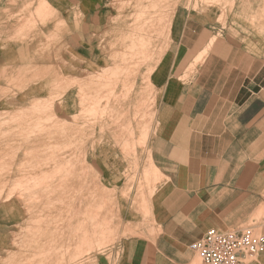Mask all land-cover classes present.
Segmentation results:
<instances>
[{"label": "crops", "instance_id": "obj_1", "mask_svg": "<svg viewBox=\"0 0 264 264\" xmlns=\"http://www.w3.org/2000/svg\"><path fill=\"white\" fill-rule=\"evenodd\" d=\"M131 50L140 55L124 60ZM0 64V116L50 102L58 143L55 178L36 194L27 181L52 171H22L31 140L0 126V163L13 165L0 172V264L45 261L50 238L55 264L86 246L81 264H194L190 244L210 228L264 235V0H0ZM78 156L88 180L114 191L127 232L103 249L93 247L96 204L82 172L57 171ZM34 234L35 256L21 247ZM245 264H264V249Z\"/></svg>", "mask_w": 264, "mask_h": 264}, {"label": "rangeland", "instance_id": "obj_2", "mask_svg": "<svg viewBox=\"0 0 264 264\" xmlns=\"http://www.w3.org/2000/svg\"><path fill=\"white\" fill-rule=\"evenodd\" d=\"M125 72H128V71L125 70ZM4 93L7 94V91H5ZM51 108H52V104H50V105L45 104L41 108L34 109L32 112H30L28 114L16 116L19 118H16L15 116H12V115L0 116V126H12L13 125L15 127V129L17 127L18 129L23 130V132L21 133V136L23 135L24 139H29V138L33 139V140L30 139L31 140L30 143L32 146L30 147V150L26 154L28 159H29L28 161L30 163L28 161H26L25 164L21 165L22 166L21 170L24 172L33 173V172H37V171L44 170L47 168L49 170H52L51 174L54 173L53 167H55V161H56V157H55L56 149H55L54 142H53V138H54V134H55V127H54L55 117H54V115L51 114L52 113V111H50ZM90 114L91 113L89 111H85L83 118L86 120L88 118H91L90 121L96 120V116H93ZM84 126L85 127L87 126L86 123L84 124ZM45 127H46V129L43 130V128H45ZM39 128H40V133H39ZM32 129L35 130L36 133H35V131L33 132ZM68 132H70V129H68ZM50 134H52V135H50ZM63 134L65 137V135L67 134L66 129H64ZM36 135L37 136L41 135V137L45 140H43L41 143L39 141H35L34 138L36 137ZM26 136H28V138H26ZM47 137H49V139ZM50 139H52V140H50ZM50 143H52V144L50 145ZM80 143H82V141H80ZM139 144H142V142H139ZM127 145H130V144L125 143L123 146L126 148ZM16 148L17 147H15V149ZM132 148H135L134 145L132 146ZM20 149L17 148L16 151H19ZM31 149H33L32 150L33 152H31ZM69 150H71L70 147H69ZM44 152L46 155H43ZM57 152L60 155V157H58V159H61V158L72 159V156L69 155V153L67 155L66 148L63 149L64 153H63L62 157L60 154L61 153L60 148H59V150H57ZM33 154H35V155H33ZM44 157L48 161L43 160ZM53 157L55 158V161H54ZM82 157L81 158L79 157V159H78L79 163L78 164L75 163L74 166L77 165L79 167V171L82 172L80 174V176L82 175L83 177H80L78 180L80 183V187H85V188L90 187L91 188L90 195L87 196V199L89 200L90 203L96 204L95 218H99V219L95 220V227H94L95 244L93 245V247L96 250H98V249H103V247L109 246V244L113 242L114 237H118L120 234H123V235L127 234V232L125 231V228L122 229L121 222L117 216V206H116L117 201H116V195L114 194V191L111 189L108 190L107 188H104L101 185V183H99V181L97 179L94 181L88 180L87 175H89L90 172L93 170L91 167H88V165L85 163V159H84V162L81 161ZM75 160H76V157H75ZM27 163H28V165H27ZM45 164H47V165H45ZM1 165H4V166H1ZM1 165H0V172H2V170L6 171V170L10 169V166L11 167L13 166V165H6V164H1ZM69 166H72V164H68L66 166L67 168L64 167L63 169H61V167L59 166L58 174L61 173V170L63 173L67 172V171L69 172V170L72 169V167H69ZM51 174L48 177L49 180L47 179L48 182L44 181V180L40 181V180L31 179L30 181H27V185L33 186L31 188H35V186L37 187L38 184H39L38 187H41L44 185L49 186L50 183H52L53 179L55 178V173L53 175H51ZM50 179H52V180L50 181ZM34 182H35V184H34ZM42 183H44V184H42ZM40 184H42V185H40ZM5 186H6L5 184L0 183V187H5ZM16 187L23 188L25 186H16ZM10 196L11 195H9L8 197H10ZM5 199H7V197H5ZM99 203H100V206H99ZM99 208H102V209H104V208L109 209L110 208V217H108V218L99 217V214H100ZM97 211H99V212H97ZM34 213H35V215H38V216L40 214L37 212H32L33 215H34ZM87 213L89 215L92 214L91 211H90V213L85 211L84 212V214H86V215H84L85 217L88 216ZM97 213H98V215H97ZM104 218H106V219H104ZM37 219H39V218H37ZM38 223H39V221H38ZM58 226L60 227V224ZM248 228H251V227H248ZM252 229L256 232H260L259 229H254V228H252ZM128 234H129V231H128ZM36 236H37V234H34L32 237L30 236V238L28 240L26 239L24 241V243L21 244V247H23L27 252H30L33 256L37 255V253H38V249H36V250L30 249L32 246H34V244L36 243V241L38 239V237H36ZM56 244H57V242L54 238L48 239L47 240V248L50 250V252H48V254L46 256L47 259L45 261H41V262L36 261L33 264H55V247H56ZM80 247H82V245ZM89 247H90V245H89ZM88 251H89V249L87 246L83 250L80 248V251H78L77 254H71L70 251H68V250L64 251L63 250V253H59V255H58V257L60 258L59 264H61V262L63 264H66V262H68V264H81L82 260H83L82 256L84 254H86ZM72 255H74V256H72ZM70 256H72L71 259H70ZM66 258H69V259L67 260ZM5 264H6V262H5ZM194 264H201V261L199 260L197 255H195V257H194Z\"/></svg>", "mask_w": 264, "mask_h": 264}, {"label": "built area", "instance_id": "obj_3", "mask_svg": "<svg viewBox=\"0 0 264 264\" xmlns=\"http://www.w3.org/2000/svg\"><path fill=\"white\" fill-rule=\"evenodd\" d=\"M201 264H245L264 249V235L245 228L238 231H220L210 228L205 235L190 244Z\"/></svg>", "mask_w": 264, "mask_h": 264}, {"label": "bare ground", "instance_id": "obj_4", "mask_svg": "<svg viewBox=\"0 0 264 264\" xmlns=\"http://www.w3.org/2000/svg\"><path fill=\"white\" fill-rule=\"evenodd\" d=\"M2 1H3V0H2ZM21 2H22V1H21ZM24 2H25V1H24ZM27 3H28V2H27ZM151 4H152V3H151ZM49 7H50V6H49ZM151 7H152V6H151ZM43 8H44V7H43ZM40 10H41V9H40ZM43 10H44V9H43ZM145 11H146V10H145ZM37 12H38V10H37ZM143 14H145V13H143ZM139 15H140V14H139ZM40 17H41V16H40ZM44 17H45V16H44ZM50 17H51V16H50ZM90 17H91V16H90ZM53 18H54V17H53ZM53 18H52V19H53ZM50 19H51V18H50ZM142 19H143V18H142ZM149 19H150V18H149ZM45 20H46V19H45ZM40 21H41V20H40ZM55 21H56V19H55ZM57 21H58V20H57ZM147 22H148V21H147ZM48 23H49V22H48ZM169 23H170V22H169ZM171 24H172V23H171ZM144 25H145V24H144ZM139 26H140V25H139ZM143 28H144V27H143ZM42 31H43V30H42ZM139 31H140V30H139ZM8 33H10V32H8ZM17 33H18V32H17ZM133 35H135V37H134ZM133 35H131V36H132L131 39H132V43L134 44V43L136 42V40L138 39V36H139V35H136V34H133ZM144 36H145V35H144ZM148 36H149V35H148ZM8 37H9V36H8ZM144 38H145V37H144ZM60 41H61V40H60ZM23 42H24V41H23ZM25 42H26V40H25ZM34 43H35V42H34ZM140 43H141V42H140ZM144 43H146V42L144 41ZM18 44H19V43H18ZM23 44H24V43H23ZM27 44H28V43H27ZM141 44H142V43H141ZM150 44H151V43H150ZM21 46H22V45H21ZM21 46H20V49H21ZM23 46H24V45H23ZM140 46H142V45H139V47H140ZM26 47L28 48V46H26ZM18 48H19V47H18ZM24 49H26V48L24 47ZM24 49H23V50H24ZM17 50H18V49H17ZM27 50H28V49H27ZM65 50H66V49H65ZM61 51H62V49H61ZM66 51H67V50H66ZM19 52H21V51H19ZM62 53H63V52H62ZM129 53H131L130 55L128 54L129 56L123 54L122 58H123L124 60H132V59H135L138 55H140V52H136L135 50H131V52H129ZM149 53H150V52H149ZM24 54H25V53H24ZM29 54H30V53H29ZM56 54H57V53H56ZM121 54H122V53H121ZM152 54H153V52L151 53V55H152ZM19 55L22 56V54H19ZM46 55H47V54H46ZM149 55H150V54H148V56H149ZM21 56H20V57H21ZM25 56H26V55H25ZM30 56H32V54H31ZM42 56H43V55H42ZM104 56H105V55H104ZM22 57H23V56H22ZM34 57H35V55H34ZM38 57H40V56H38ZM45 57H46V56H45ZM26 58H27V56H26ZM26 58L24 57V59H26ZM40 58H41V57H40ZM49 58H50V57H49ZM49 58H48V60H50ZM102 58H103V57H102ZM147 58H148V57H147ZM27 59H29V58H27ZM31 59H32V58H31ZM34 59H35V58H34ZM46 59H47V58H46ZM51 59H52V58H51ZM37 60H38V59H37ZM65 60H66V59H65ZM26 61H27V60H24V62H26ZM50 61H51V60H50ZM101 61H102V60H101ZM137 61H138V60H137ZM146 61H147V60H146ZM13 62H14V61H13ZM20 62H23V60H22V61L20 60ZM28 62H29V61H28ZM32 62H33V61H32ZM32 62H31V63H32ZM35 62H37V61H35ZM40 62H41V61H40ZM47 62H48V61H47ZM82 62H83V61H82ZM33 63H34V62H33ZM72 63H73V62H72ZM4 64H5V63H3V65H4ZM6 64H7V62H6ZM9 64H10V63H9ZM20 64H21V63H20ZM22 64H23V63H22ZM24 64H26V63H24ZM28 64H29V63H28ZM47 64H48V63H47ZM81 64H82V63H81ZM12 65H13V64H12ZM117 65H118V64H117ZM136 65H137V64H136ZM142 65H143V64H142ZM0 66H1V64H0ZM20 66H21V65H20ZM20 66H18V67L20 68ZM51 66H52V65H51ZM54 66H55V65H54ZM134 66H135V65H134ZM11 67H12V66H11ZM13 67H14V66H13ZM21 67H22V66H21ZM47 67H48V66H47ZM118 67H119V66H118ZM1 68H2V67H1ZM54 68H55V67H54ZM110 68H112V67H110ZM120 68H121V67H120ZM154 68H155V67H154ZM6 69H7V68H6ZM79 69H80V68H79ZM87 69H88V68H87ZM17 70H18V69H17ZM46 70H47V69H46ZM46 70H44V71H46ZM99 70H100V69H99ZM112 70H113V69H112ZM116 70H117V69H116ZM125 70H127L128 72H125ZM47 71H48V70H47ZM49 71H50V68H49ZM96 71H97V70H96ZM134 71H135L134 68H133V69H130V68L121 69V72H123L124 74L129 75V76H130V74H133V75H134V73H132V72H134ZM63 72H64V71H63ZM74 72H75V71H74ZM82 72H83V71H82ZM69 73H70V72H69ZM77 73H78V72H77ZM100 73H101V72H100ZM115 73H116V72H115ZM75 74H76V73H75ZM80 74H81V73H80ZM101 74H102V76H103V73H101ZM68 75H69V74H68ZM98 76H99V75H98ZM65 78H68V77H65ZM77 78H78V77H77ZM103 78L105 79V77H103ZM133 78H134V77H133ZM117 79H118V78H117ZM148 80H150V78H149ZM71 81H74V80H71ZM76 81H77V80H76ZM76 81H74V82H76ZM150 81H151V80H150ZM77 82H78V81H77ZM86 82H87V81H86ZM81 83H82V82H81ZM150 83H151V82H150ZM50 84H51V83H50ZM74 84H75V83H74ZM82 84H83V83H82ZM86 84H87V83H86ZM95 84H96V83H95ZM83 85H85V84H83ZM79 86L81 87V85H79ZM52 87H53V86H52ZM56 87H58V86H56ZM61 88H62V87H61ZM73 88H74V87H73ZM73 88H72V89H73ZM63 89H64V88H63ZM80 89H81V88H80ZM57 92H59V91H57ZM97 92H98V91H97ZM120 92H121V91H120ZM97 94H98V93H97ZM97 94H96V95H97ZM51 95L54 96L53 94H51ZM58 95H59V94H58ZM61 95H62V94H61ZM126 96H128V95H126ZM25 97H26V96H25ZM71 97H72V96H71ZM82 97H83V96H82ZM23 99H24V98H23ZM23 99H22V100H23ZM46 99H47V98H46ZM41 100H42V99H41ZM53 100H54V99H52V102H53ZM61 100H62V99H61ZM44 101H45V100H44ZM49 101H50V100H49ZM35 103H38V101H36ZM39 103H40V102H39ZM39 103H38V104H39ZM44 103H46V102H44ZM49 103H50V102H48V104H49ZM53 103H54V102H53ZM49 105H50V104H49ZM55 105H56V104H55ZM81 105H82V104H81ZM59 107H60V105H59ZM64 108H65V107H64ZM28 109H29V108H28ZM55 109H56V107H55ZM59 111H60V110H59ZM19 112H20V111H19ZM22 112H23V111H22ZM104 112H105V111H104ZM56 113H57V112H56ZM70 114H71V113H70ZM105 114H106V112H105ZM72 115H73V114H72ZM108 115H109V114H108ZM3 116H4V115H3ZM18 116H19V115H18ZM70 116H71V115H70ZM136 116H137V115H136ZM15 117H16V116H15ZM16 118H19V117H16ZM149 118H150V117H149ZM152 118H153V117H152ZM18 120H19V119H18ZM2 121H3V120H2ZM14 121H15V120H14ZM64 121H67V120H64ZM122 124H123V123H122ZM122 124H121V125H122ZM129 125L131 126V124H129ZM129 125H128V126H129ZM26 126H27V125H26ZM125 127H126V125L124 124V129H125ZM22 128H23V127H22ZM26 128H27V127H26ZM121 128H122V127H121ZM126 128H128V127H126ZM10 129H11V128H10ZM16 129H17V127H16ZM24 129H25V128H24ZM44 129H46V127L43 128V130H44ZM129 129H130V127H129ZM129 129H128V130H129ZM131 129H133V127H132ZM142 129H143V128H142ZM4 130H5V129H4ZM12 130H13V128H12ZM32 130H33V129H32ZM41 130H42V129H41ZM48 130H49V129H48ZM144 130H145V129H144ZM6 131L10 132L9 130H6ZM18 131H19V130H18ZM34 131H35V130H33V132H34ZM46 131H47V130H46ZM121 131H122V130H121ZM121 131H120V132H121ZM123 131H124V130H123ZM132 131H133V130H132ZM132 131H131V133H133ZM148 131H149V130H147V132H148ZM3 132H4V131H3ZM3 132H2V133H3ZM42 132H43V131H42ZM49 132H50V131H49ZM52 132H53V131H52ZM77 132H78V131H77ZM142 132H143V131H142ZM28 133H29V132H28ZM35 133H36V131H35ZM39 133H40V128H39ZM30 134H31V133H30ZM30 134H29V135H30ZM52 134H53V133H52ZM52 134H50V135H52ZM121 134H122V133H121ZM121 134H120V135H121ZM0 135H1V134H0ZM4 135H5V132H4ZM133 135H134V134H133ZM30 136H31V135H30ZM33 136H34V135H33ZM74 136H75V135H74ZM31 137H32V136H31ZM4 138H5V137H4ZM26 138H28V136H26ZM41 138H42L41 135H38V136L36 135V137L34 138V140H35V141H39ZM47 138L49 139V137H47ZM72 138H73V137H72ZM72 138H71V139H72ZM133 138H134V136H133ZM5 139H6V138H5ZM29 139H32V138H29ZM53 139H54V138H53ZM71 139H70V140H71ZM134 139H135V138H134ZM26 140L29 141L28 139H26ZM32 140H33V139H32ZM50 140H52V139H50ZM50 140H49V141H50ZM132 140H133V139H132ZM136 140H138V139H136ZM136 140H134V141L136 142ZM10 141H11V140H10ZM40 141H41V140H40ZM56 141H57V140H56ZM73 141H74V140H73ZM8 142H9V141H8ZM23 142H24V141H23ZM29 142H30V141H29ZM60 142H62V141H60ZM40 143H41V142H40ZM51 144H52V143H50V145H51ZM54 144H58V143H54ZM64 144H67V142H66V143L64 142ZM122 144H123V143H122ZM124 144H125V143H124ZM124 144H123V145H124ZM23 145H24V144H23ZM59 145H61V143H60ZM133 145H134V147H135L136 144H132V145H130V147H132ZM7 146H10V144L7 145ZM31 146H32V145H31ZM69 146H70V145H69ZM125 146H126V145H125ZM63 147H65V146H63ZM76 147H78V146L76 145ZM123 147H124V146H123ZM8 148H9V147H8ZM34 148H35V147H34ZM68 148H69V147H68ZM77 149H78V148H77ZM104 149H105V148H104ZM124 149H125V147H124ZM4 150H5V149H4ZM7 150H8V149H7ZM32 150H33V149H31V152H33ZM135 150H136V148H135ZM10 151H11V150H10ZM35 151H36V150H35ZM2 152H3V151H2ZM7 152H8V151H7ZM13 152H14V151H13ZM37 152H38V151H37ZM4 153H5V152H4ZM14 153H15V152H14ZM26 153H27V152H26ZM39 153H40V152H39ZM9 154H10V153H9ZM36 154H37V153H36ZM51 154H52V153H51ZM54 154H55V153H54ZM93 154H94V153H93ZM136 154H137V153H136ZM0 155H1V154H0ZM6 155H7V154H4V155L2 154L1 157L3 158V156H6ZM33 155H35V154H33ZM43 155H46L45 152H44ZM94 155H95V154H94ZM26 156H27V155H26ZM51 156H52V155H51ZM16 157H17V156H16ZM59 157H60V155H59ZM135 157H136V156H135ZM150 157H151V156H150ZM2 158H0V162H1V161H4V160H2ZM33 158H34V157H33ZM53 158H54V157H53ZM56 158H57V157H56ZM151 158H152V157H151ZM3 159H4V158H3ZM12 159H13V158H12ZM31 159H32V158H31ZM51 159H52V158H51ZM43 160L48 161V160L45 159V157H44ZM52 160H53V159H52ZM136 160H137V159H136ZM26 161H27V160H26ZM50 161H51V160H50ZM54 161H55V158H54ZM69 161H70V160H69ZM69 161H68V162H69ZM134 161H135V160H134ZM28 162H29V161H28ZM66 162H67V161H66ZM66 162H65V163H66ZM70 162H71V161H70ZM76 162H77V161H76ZM86 162H87V161H86ZM6 163H7V162H6ZM29 163H30V162H29ZM46 163H47V162H46ZM63 163H64V162H63ZM135 163H136V162H135ZM38 164H39V163H38ZM69 164H70V163H69ZM113 164H114V163H113ZM0 165H1V163H0ZM7 165H8V164H7ZM27 165H28V163H27ZM29 165H30V164H29ZM39 165H40V164H39ZM45 165H47V164H45ZM48 165H49V164H48ZM59 165H61L60 162H59ZM59 165H58V166H59ZM66 165H67V164H66ZM72 165H73V163H72ZM1 166H4V165H1ZM24 166H25V165H24ZM37 166H38V165H37ZM43 166H44V165H43ZM62 166H63V165H62ZM10 167H11V166H10ZM34 167H35V166H34ZM41 167H42V166H41ZM63 167H64V166H63ZM69 167H73L72 169H74L75 166L73 165V166H69ZM55 168H56V167H55ZM66 168H67V167H66ZM4 169H5V168H4ZM17 169H18V168H17ZM101 169H102V168H101ZM53 170H54V167H53ZM67 170H68V169H67ZM70 170H71V169H70ZM70 170H69V171H70ZM108 170H109V169H108ZM40 171H41V170H40ZM50 171H52V170H50ZM57 171H58V169H57ZM64 171H65V170H64ZM153 171H154V170H153ZM2 172H3V170H2ZM42 172H44V171H42ZM61 172H62V170H61ZM67 172H68V171H67ZM148 172H149V171H148ZM40 173H41V172H40ZM51 173H52V172H51ZM51 173H50V174H51ZM54 173H55V171H54ZM54 173H53V174H54ZM56 173H57V172H56ZM64 173H65V172H64ZM42 174H43V173H42ZM53 174H51V175H53ZM134 174H135V172H134ZM3 175H4V174H3ZM29 175H30V174H29ZM40 175H41V174H40ZM47 175H48V174H47ZM47 175H45V176H47ZM135 175H136V174H135ZM23 176H24V175H23ZM36 176H37V175H36ZM59 176H60V175H59ZM63 176H64V174H63ZM33 177H34V176H33ZM43 177H44V176H43ZM61 177H62V176H61ZM65 177H66V176H65ZM67 177H68V176H67ZM51 178H52V177H51ZM58 178H59V177H58ZM19 179H21V178H19ZM26 179H28V178H26ZM41 179H42V178H41ZM46 179H47V178H46ZM52 179H53V178H52ZM52 179H50V181H51ZM66 179H67V178H66ZM48 180H49V179H48ZM53 180H54V179H53ZM59 180H60V179H59ZM61 180H62V179H61ZM64 180H65V179H64ZM67 180H69V179H67ZM19 181H20V180H19ZM28 181H29V180H28ZM41 181H42V180H41ZM44 181H45V180H44ZM46 181H47V180H46ZM152 181H153V180H152ZM47 182H48V181H47ZM63 182H64V181H63ZM65 182L67 183V181H65ZM74 182H75V181H74ZM32 183H33V182H32ZM60 183H61V182H60ZM60 183H59V184H60ZM25 184H26V183H25ZM25 184H24V185H25ZM30 184H31V183H30ZM34 184H35V182H34ZM42 184H44V183H42ZM42 184H40V185H42ZM48 184H49V183H48ZM53 184H54V183H53ZM64 184H65V183H64ZM64 184H63V187H64ZM31 185H32V184H31ZM61 185H62V184H61ZM61 185H60V186H61ZM28 186H30V185H27V187H28ZM34 186H35V185H34ZM38 186H39V184H38ZM38 186H37V187H38ZM72 186H73V185H72ZM72 186H71V187H72ZM31 187H33V186H30V188H31ZM35 187H36V186H35ZM42 187H43V186H42ZM47 187H48V186H47ZM56 187H57V186H56ZM66 187L68 188V186H66ZM30 188H27V189H30ZM38 188H39V187H38ZM38 188H32L31 190H28V191L36 192V194H37V193L39 192ZM50 188H51V187H50ZM52 188H53V187H52ZM67 188H66V189H67ZM139 188H140V187H139ZM35 189H37L38 192H37V190H35ZM48 189H49V188L45 189L44 192H46V190H48ZM63 189H65V188H63ZM150 189H151V187H150ZM32 190H34V191H32ZM42 190H43V189H42ZM51 191H52V190H51ZM51 191H50L48 194H50ZM57 191H58V190H57ZM27 193H29V192H27ZM41 193H43V191H41ZM34 194H35V193H34ZM38 194H39V193H38ZM46 194H47V193H46ZM48 194H47V195H48ZM47 195H45V196L47 197ZM36 196H38V195H36ZM42 196H44V195H42ZM48 196H49V195H48ZM40 197H41V195H40ZM49 197H50V196H49ZM49 197H48V198H49ZM46 199H47V198H46ZM50 199H51V198H50ZM53 200H54V199H53ZM53 200H52V203H55V202L59 201V200H57V201L53 202ZM61 200H62V199H61ZM61 200H60V201H61ZM5 201H6V200H5ZM46 201H48V200H46ZM63 201H64V200H63ZM73 202H74V201H73ZM73 202H72V203H73ZM62 203H63V202H62ZM49 204H50V203H49ZM69 204H70V203H69ZM54 205H55V204H54ZM74 205H75V204H74ZM71 208H72V207H71ZM71 208H70V209H71ZM89 208H90V207H89ZM62 209H63V208H62ZM74 209H75V208H74ZM74 209H72V210L74 211ZM85 209L87 210V208H85ZM97 209H98V208H97ZM100 209L102 210V208H100ZM104 209H105V208H104ZM60 210H61V209H60ZM76 210H77V209H76ZM76 210H75V211H76ZM90 210H91V209H89V213H90ZM42 211H43V210H42ZM42 211H40V212H42ZM61 211H62V210H61ZM70 211H71V210H70ZM77 211H78V210H77ZM77 211H76V212H77ZM80 212H81V211H80ZM80 212H79V213H80ZM86 212H87V211H86ZM97 212H99V211H97ZM62 213H63V212H62ZM69 213H70V212L68 211L67 214H69ZM70 214H71V213H70ZM73 214H76V213L73 212ZM80 214H81V213H80ZM87 214H88V213H87ZM92 214H93V213H92ZM100 214H101V213H100ZM104 214H105V213H104ZM76 215H77V214H76ZM78 215H79V214H78ZM82 215H83V213H82ZM84 215H86V214H84ZM97 215H98V213H97ZM97 215H96V216H97ZM102 215H103V214H102ZM105 215H106V214H105ZM23 216H24V215H23ZM57 216H58V215H57ZM61 216H62V215H61ZM70 216H72V215H70ZM70 216H69V219L71 218ZM88 216H89V214H88ZM88 216H86V217H88ZM91 216H93V215H91ZM99 216H100V215H99ZM73 217H75V216L73 215ZM77 217H78V216H77ZM86 217H84V218H86ZM97 217H98V216H97ZM39 218H41V217H39ZM42 218H43V217H42ZM88 218L90 219L91 217L89 216ZM92 218H93V217H92ZM92 218L90 219L91 221H92ZM71 219H73V218H71ZM86 219H87V218H86ZM89 219H88V220H89ZM96 219H99V218H95V220H96ZM104 219H106V218H104ZM43 220H44V219H43ZM77 220H78V219H77ZM77 220H76V221H77ZM39 221H40V220H39ZM41 221H42V220H41ZM79 221H80V220H79ZM82 221H84V219H83ZM86 221H87V220H86ZM86 221H85V222H86ZM91 221H90V223H93V222H91ZM94 222H95V221H94ZM51 223H52V222H51ZM78 223H79V222H77V224H78ZM81 223L83 224V222H81ZM84 224H86V223H84ZM70 225H71V224H70ZM78 225H81V224H78ZM91 225H92V224H91ZM49 226H50V225H49ZM84 226H85V225H84ZM40 227H41V226H40ZM54 227H55V226H54ZM24 228L26 229V227H24ZM35 228H36V227H35ZM41 228H42V227H41ZM55 228H56V227H55ZM29 229H30V228H29ZM33 229H34V228H33ZM38 229H39V228H38ZM67 229L69 230V227H68ZM72 229H73V228H72ZM86 230H87V228H86ZM53 231H54V230H53ZM76 231H77V230H76ZM73 232H74V231H73ZM84 232H85V231H84ZM84 232H82V234H83ZM63 233H64V230H63ZM85 233H86V232H85ZM85 233H84V234H85ZM23 234H24V232H23ZM25 254H26V253H25ZM29 258H30V257H29ZM30 259H31V258H30ZM26 261H28V259H27ZM26 261H24V263H25ZM29 261H30V260H29ZM20 262H21V261H20ZM20 262H18V263H20Z\"/></svg>", "mask_w": 264, "mask_h": 264}]
</instances>
